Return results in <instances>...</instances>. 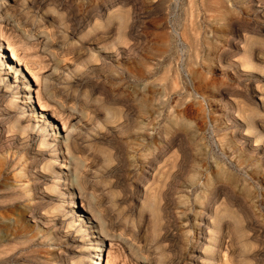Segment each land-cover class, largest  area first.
<instances>
[{"label": "rangeland", "instance_id": "1", "mask_svg": "<svg viewBox=\"0 0 264 264\" xmlns=\"http://www.w3.org/2000/svg\"><path fill=\"white\" fill-rule=\"evenodd\" d=\"M250 4L249 0H14L10 15L17 25H25L32 16H44L51 21L48 30L67 16L76 15L78 30L87 20L99 23L90 36L79 40L90 39L93 45L103 47L108 63L94 60L97 47L91 46L94 49L89 53L77 50L76 39L60 33L53 36L51 51L62 64L71 63L72 59L79 71L85 70V64L92 68L80 86L73 87L77 91L70 100L80 113L81 122L74 119L71 123L84 135L80 140L82 155L80 152L79 155L86 159L91 171L86 190L93 192L100 201L101 212L112 222L99 251L102 264H107L108 259V264H136L135 259L141 255L155 258L156 239L168 221L167 202L178 209L184 207L187 213L188 243L185 242L181 251L184 264H193L189 259L191 248L195 241L201 244L196 227L203 212L208 213V221L215 220L214 227L222 225L226 230L227 243L220 253L226 255V264H245L250 259V250L236 241L233 223L239 221L241 227L255 230V236L248 239L255 249L264 245V136L257 141L244 124L239 125L242 121L234 107L235 102L248 103L249 99L244 98L245 79L238 77L233 69L262 73L264 77V0ZM109 15L112 17L108 22ZM120 15L122 19L125 17L127 25L122 28L117 25ZM71 42L76 43L74 47ZM0 43L4 56L10 57L5 38ZM245 43L256 56L254 70L230 65L240 61ZM39 48L40 45L32 46L43 56L44 67L39 73L46 77L50 75L48 60ZM21 68L24 69L16 65L17 74ZM14 75L10 72L2 78L9 81ZM64 82L62 87L66 85ZM5 89L1 82V104L3 98L17 100L11 89L1 95ZM32 95L34 92L28 93ZM250 100L256 104L259 115H263L258 105L260 96L254 93ZM30 101L35 107L31 97ZM259 115L255 113L254 118ZM52 125L56 129L62 126L57 120H52ZM33 134L37 138L38 134ZM37 145L36 141L32 142L31 148ZM15 146H0V186L16 183L21 189L27 177L20 171V163L27 160V154L24 151L14 154ZM167 148L184 153L183 167L178 158L162 154ZM106 151L113 156L110 162L104 161ZM17 156L21 157L20 161ZM155 156L158 159L154 158V164L144 160ZM119 159L127 162L116 168ZM10 164L14 166L9 167ZM69 174L71 178L72 173ZM70 180L61 178L60 189L55 188L52 196H46L42 190L44 198H34L32 193L19 190L20 195L0 194V237L10 235L20 244H30L28 255L24 259L18 257L11 264L96 262L95 242L77 232L75 224L69 226L62 209L55 207L70 203L64 189ZM116 198L122 201L120 205L114 204ZM36 199L41 200L35 211L48 219L54 217V224L31 218L30 208ZM75 205L77 214H85L77 209L79 200ZM177 250L178 246L174 245L171 253H178ZM196 262L201 263L202 259L197 257Z\"/></svg>", "mask_w": 264, "mask_h": 264}, {"label": "bare ground", "instance_id": "2", "mask_svg": "<svg viewBox=\"0 0 264 264\" xmlns=\"http://www.w3.org/2000/svg\"><path fill=\"white\" fill-rule=\"evenodd\" d=\"M250 2H251L250 5L252 4L254 5L257 2V0H249V3ZM13 6H14V0H11L10 2H7L6 0H0V41L5 38L6 46H7L5 49L10 52V57L7 56L6 58V56H4V48L0 49V84L2 82L5 88L7 89V90L6 89L3 90V92H1L2 93L1 95H4V93H6L9 89L13 90V93L17 94V100H11L10 97L3 98L4 104L0 103V142L2 143L1 145H7V144L16 145L15 146L16 151L14 154H16V152H23V151L27 154V160L24 163L22 162L20 163V171L26 174L27 179L25 180V183L23 184V187L21 189H18L20 186L17 185L16 183L3 184L2 186H0V194H4L5 192H11V194L18 195L19 194L18 192L21 191L24 193L28 192L27 193L28 195L29 193H32V197L34 198H38V197L44 198L41 192L42 190L45 192L46 196H52L53 195L52 192L55 190V188L60 189L58 187L61 184L60 183L61 178L64 181L67 178L69 180L71 179L68 185L66 186V188H64L65 192L69 195L68 197L70 198V203L56 204L55 207L56 208L60 207L62 209L64 213L63 218H65V220L67 219L66 222L69 226L75 224L77 227L76 230L77 232L79 233L81 232L83 235H86L87 237L89 236L87 240L94 241L95 244L97 245L96 248L93 250L95 251V254H97L95 258L96 262L93 263L89 262L88 264H102V262H100L101 258L99 257L100 256L99 251L102 250V243L104 241V238L108 236V227L110 226V224H112V222L107 220L104 214L101 212L102 209L100 210V201H98L95 198L93 192L92 191L87 192L86 190L88 189L87 181L91 174V171L89 166L85 162L86 159H83L79 155V152L81 154L80 140H82L83 134L80 128H77L74 125V123H71V121L74 119H77V121L81 122L80 121L81 115L75 110V107L71 101L72 99H74L77 91V89L76 88L73 89V87L74 86L79 87L80 85L78 84L79 83L81 84L83 78L87 76L89 70H91L92 68L90 67V65L85 66L86 65L85 64L84 65L85 70L82 71L81 68L79 71L77 70L78 65L77 64L74 65L72 59L70 60L71 63L68 62L62 64L60 61L56 59V55L54 54V51H51L52 50L51 46L54 43V41L51 40L54 35L60 33L69 39H72L74 37L79 47L77 48V50L83 49V51L89 53V51H93L94 49V48L92 49L91 46H94L95 48L97 47L96 51L94 50L95 52L94 60L95 61L99 60L101 62H104L106 60L107 62L108 54L104 51L103 47L98 48V46H96L97 44L93 45V43L89 41L90 39L79 40L80 38H84L88 35L90 36V32L92 31V29L99 23L92 24L90 21L87 20L85 25H83L82 23L83 26L81 25L82 27L80 28V30H78L79 28L77 29V27H75V23L77 21L75 19L76 15L71 17L67 16L66 18L62 17L61 20L58 22V25L54 27L52 30L51 29L48 30L47 29L48 25H52L51 21L48 22V20H45L44 16H38V17L32 16V19L25 25L24 23L17 25V23H15L16 21L12 20L10 15ZM60 16L61 15H59V17ZM121 16L122 15L119 16L118 19L119 22L117 24L119 25L118 27L120 28H122V26L124 25L127 26L126 21L123 20L125 19V17H123L122 19ZM111 17L112 15H109L108 22L110 21ZM51 20L53 21L54 19L51 18ZM1 24H4L5 27L4 28L1 27ZM45 24H47V26ZM123 30L121 32H123ZM257 34L261 35L262 33L257 32ZM76 35L77 37H75ZM79 35L80 37H78ZM251 39L253 38H250V40ZM76 43L73 42L71 44L72 47H74ZM34 45H40V48L38 50L45 57H47L48 62L46 66L48 70H50L49 71L50 75L46 77L42 76L39 73V71L44 67L43 64L44 60H42L43 56H41V54H37L36 51L32 49V46ZM55 45H57L56 42ZM0 47H1V43H0ZM255 58L256 56L253 54V51L249 50L245 43L243 46V51L240 61L238 63H231L230 65L232 64H234L235 66L241 65L242 67H247L254 70L257 68V63L254 62ZM86 63H88V60ZM14 64H15V70H13ZM16 65L17 67L19 66L24 67V69L21 68V72H20V74L24 75L23 77H20V74H17V71L19 69H16ZM233 70H234L233 72L238 77H242L246 81V85L244 89L246 91L247 95L245 96H247V98L245 96L244 98L249 99V101H251L250 98H253L254 93H257L260 96V103L258 104L259 109L261 112L264 113V77L262 76V73H256V74H252L250 72L244 73V71L242 72L240 69L239 71H236L237 70L236 67ZM10 72H14L15 74L13 76V79L10 80L9 78V81H7L6 79L4 80V78H2V75H8ZM76 74H79V76H76ZM30 77L32 79H30ZM63 80L65 81L64 83H66V85L62 87L61 85L63 83ZM30 92H34V95L28 96V93ZM30 97L33 99L35 107L31 105ZM239 101L234 103L235 110L238 111L242 121V123H239V125L244 124L243 127L247 129L249 134L252 133L253 135H256L257 141L262 140L261 138L264 136V126H263L264 114L262 115L261 113L262 117L261 115H259L258 109L255 107L256 104L254 105L252 101L250 103L248 101L249 104L244 103L243 100L242 101L239 100ZM36 110L37 112H39L38 114H36ZM46 112L49 114V117L47 114V116H45L44 118L43 116L45 115ZM255 113L256 115H259L258 117L255 116L257 117V119L254 118ZM52 120H57L61 122L62 126L61 127L59 126L56 129L52 125ZM83 125L84 124H82V127ZM36 127L38 128L35 129ZM35 132L38 134L37 138L33 134ZM7 133L10 134L7 135ZM58 137H61V139L60 138L58 139ZM35 141L38 145L36 146V148H31V143ZM82 144L86 146L85 143H81V145ZM178 152L179 151L170 150L167 148L166 150H163L162 154L167 157L178 158L177 160H179L180 164H182L183 167V165H185L184 164L185 160L183 156L185 155L182 152L183 153L182 156V153L181 152L178 153ZM105 153L106 154L104 161L110 162L111 159H113V156L110 155V153L108 154L107 151ZM154 158H156V160L158 159L157 156H155L151 159L145 158L144 160L146 163L151 165L153 161H155ZM20 159L21 157H18L17 161H20ZM126 162L127 161L125 159L123 160L119 159L116 168H120L124 166V163ZM13 166L14 165L11 164L9 165V167H13ZM182 167L180 165V168ZM63 168H67V171L62 170ZM69 172L72 173L71 178ZM140 173L138 175V179H140V176H142V174ZM118 174L116 175L118 176ZM175 176L176 175H174V177ZM46 178H49L50 181L46 182L47 180ZM96 181H98V179ZM146 196L149 197L150 194ZM39 200L36 199L35 201H32V206L30 208L31 218L40 220L43 224H48V222L51 221H53L54 224L55 223L54 217L48 219L46 218V216L40 215L35 211V205L37 204V202H39ZM76 200H79V204H80L79 206L77 205V209L79 208L81 211L85 212V214H82L81 216L80 214H77V212L74 209L76 208V205L74 206ZM121 203L122 201H120L117 198L114 201V204L120 205ZM111 205H113V203ZM114 207L115 206L113 205V208ZM174 209L178 211L175 213L173 211ZM165 210L167 212L168 221L162 227V233L159 234L160 236L156 239L157 251L155 252V255L157 256L153 258V257H147L146 255L145 256L141 255L138 258L136 257L137 258L135 259L136 264H173V262H177L178 264L182 263L181 262V259L183 261L182 258L183 256L181 255L182 247L185 246V242L188 243L186 241L188 236L187 235L188 230L186 229L187 213L185 212L184 207H180V209H178V207L172 205V202L166 203ZM207 218H208V213L206 212L200 213V215L198 216V225L196 229H197L198 237H201L202 241L201 244L200 241L199 243L198 241H195V244L191 248V254L189 255V259L193 260V264L195 263L196 264H226L228 262L227 261L228 259L225 257L226 255L225 256L224 254L223 256L220 255L221 251L225 249L224 248L225 243H227L225 241L227 238L225 239L226 236L224 235L226 230L221 227L222 225L218 227H214L215 220L208 221ZM110 220H112V218ZM233 224H235L234 228H236L235 229L236 241L239 242L238 244L242 245V248L250 250V254H249L250 259H246L247 261L245 260L244 263L264 264V245L259 246L258 248L255 249L253 247V242L248 241L250 237H253L255 230H253L252 228L249 229L248 227L246 228H244L243 226L241 227L239 221ZM203 226H207V227H203ZM15 238L16 237L11 238L10 235L9 237L8 236L5 237L4 235L0 237V264H11V262H16V259L18 257L24 259V257L28 255L27 252H29L30 244L26 242L20 244L21 242L15 240ZM174 245L178 246L179 249V251L177 250L178 253H171L172 247ZM87 256L90 257L89 254ZM197 257L202 259L201 263L196 262ZM80 262L82 261L80 260ZM108 263H109V259L107 261V264ZM82 264H87V263L82 262Z\"/></svg>", "mask_w": 264, "mask_h": 264}]
</instances>
